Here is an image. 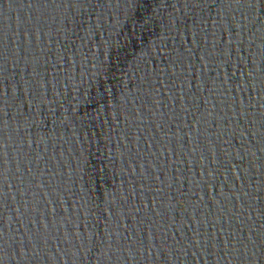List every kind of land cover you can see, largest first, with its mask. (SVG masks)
<instances>
[{
	"label": "water",
	"instance_id": "95a60500",
	"mask_svg": "<svg viewBox=\"0 0 264 264\" xmlns=\"http://www.w3.org/2000/svg\"><path fill=\"white\" fill-rule=\"evenodd\" d=\"M0 264H264V4L0 0Z\"/></svg>",
	"mask_w": 264,
	"mask_h": 264
},
{
	"label": "snow or ice",
	"instance_id": "6c2138e0",
	"mask_svg": "<svg viewBox=\"0 0 264 264\" xmlns=\"http://www.w3.org/2000/svg\"><path fill=\"white\" fill-rule=\"evenodd\" d=\"M249 6L264 4V0H248Z\"/></svg>",
	"mask_w": 264,
	"mask_h": 264
}]
</instances>
